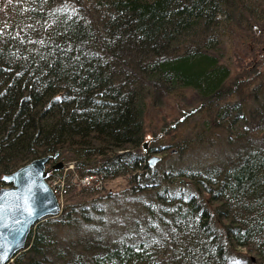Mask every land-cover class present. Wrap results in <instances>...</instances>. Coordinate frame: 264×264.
I'll return each instance as SVG.
<instances>
[{"label": "trees", "instance_id": "trees-1", "mask_svg": "<svg viewBox=\"0 0 264 264\" xmlns=\"http://www.w3.org/2000/svg\"><path fill=\"white\" fill-rule=\"evenodd\" d=\"M191 89L179 154L227 156L150 166V102ZM46 155L48 177L75 162L67 194L86 174L151 194L116 232L104 183L77 188L8 264H264V0H0V189Z\"/></svg>", "mask_w": 264, "mask_h": 264}, {"label": "rangeland", "instance_id": "rangeland-1", "mask_svg": "<svg viewBox=\"0 0 264 264\" xmlns=\"http://www.w3.org/2000/svg\"><path fill=\"white\" fill-rule=\"evenodd\" d=\"M194 92L195 91L192 89L186 90L180 98H167L166 101L159 105L150 102L145 118L146 139L144 142L148 141L147 151H149L150 147L153 145L159 148L157 152L152 153V155L157 154L161 156L160 160L155 165L161 161L162 164H160L162 167V165L164 166L165 163L182 159L186 162L191 161V159L194 161L203 159V161L207 163L208 160H222L227 156L226 152H229L230 145H228L226 141L222 140L220 137H215L214 139L210 138L208 140L209 142L195 145L186 153L179 154L183 140L189 138L188 136L190 135V131L187 126H189L191 123H188L185 126L184 124H181L178 126V128H175V120L181 116L185 109L196 104L197 98ZM179 123H181V121H179ZM220 154L222 156H219ZM60 162L63 163V166L58 168L59 170H69L68 172L73 171L72 169L74 167H71V165L74 161L69 160L63 162L62 160H59L57 164ZM103 183L104 186L99 189L100 191L97 194V197L102 201L104 200V213L107 216L106 227H114L116 229L115 231L118 232L123 229L120 221L118 220H121L124 217H130L131 214L139 210L140 202L137 201L138 198H148L151 192L149 193L148 190L134 192L135 189L132 187L133 183L131 181L130 175L128 174L119 175L113 179L105 180ZM78 185L74 190H70L68 194L66 190L63 195L61 194V198H59L60 200L62 199V205H64L67 199H69L68 202L82 201L80 194L77 193V191L84 185L81 183ZM77 188L78 190H76ZM111 221H113V224ZM130 222L131 219L129 218L127 223L130 224ZM73 232L77 233L78 231L75 230Z\"/></svg>", "mask_w": 264, "mask_h": 264}, {"label": "water", "instance_id": "water-1", "mask_svg": "<svg viewBox=\"0 0 264 264\" xmlns=\"http://www.w3.org/2000/svg\"><path fill=\"white\" fill-rule=\"evenodd\" d=\"M148 141L143 144L147 151ZM161 156L153 154L154 166ZM50 156H41L7 174L10 184L0 189V264H8L25 249L28 236L38 221L61 212V203L50 186L47 164ZM63 163L53 165L58 169Z\"/></svg>", "mask_w": 264, "mask_h": 264}, {"label": "built area", "instance_id": "built-area-1", "mask_svg": "<svg viewBox=\"0 0 264 264\" xmlns=\"http://www.w3.org/2000/svg\"><path fill=\"white\" fill-rule=\"evenodd\" d=\"M74 164V165H73ZM71 167H74L72 170L75 169V162H73ZM69 170H65L63 174L56 175V176H50L48 178V182L50 186L53 188L54 192L57 194L58 198H61V194L63 195L66 190V175ZM79 182L83 184L84 186H98L101 187L103 180L94 174H86L79 178ZM59 198V200H60ZM62 201V199L60 200Z\"/></svg>", "mask_w": 264, "mask_h": 264}]
</instances>
